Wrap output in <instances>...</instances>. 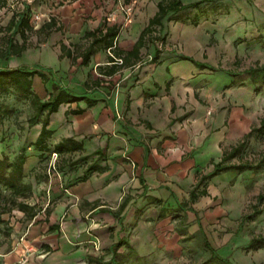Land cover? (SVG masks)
I'll list each match as a JSON object with an SVG mask.
<instances>
[{
    "label": "crops",
    "instance_id": "obj_1",
    "mask_svg": "<svg viewBox=\"0 0 264 264\" xmlns=\"http://www.w3.org/2000/svg\"><path fill=\"white\" fill-rule=\"evenodd\" d=\"M1 1L5 27L27 18L23 30H5V41H24L19 56L34 50L45 61V78L46 70L55 73L50 82L32 78L38 98L47 100L56 83L87 99L61 104L50 115L46 153L66 138L82 150L59 154L64 172L47 188L49 207L24 225L16 223L12 244L0 245V264H20L23 252L24 264H87L85 251L97 245L144 249L203 238L202 210L222 201L224 179L235 171L206 177L239 142L230 130L240 128L231 105L239 88L235 78L223 71L206 77L212 72L175 53L151 61L154 51L145 55L146 45L136 57L127 55L159 0ZM122 5L131 8L129 15ZM112 29L113 39L106 35ZM11 56H0V68L24 67ZM77 109L82 112H71ZM33 126L34 142L41 123ZM83 156L89 157L73 164ZM236 157L225 165L239 163ZM91 164L99 169L87 173Z\"/></svg>",
    "mask_w": 264,
    "mask_h": 264
},
{
    "label": "rangeland",
    "instance_id": "obj_2",
    "mask_svg": "<svg viewBox=\"0 0 264 264\" xmlns=\"http://www.w3.org/2000/svg\"><path fill=\"white\" fill-rule=\"evenodd\" d=\"M181 1L190 3L196 0ZM177 17L178 20L165 17L162 28L156 27L154 38L146 42L142 51L146 55L157 48L162 54L175 53L217 70L203 68L212 72L205 74L206 77H214V72L223 71L224 77L232 78L234 76L226 71L237 72L234 83L239 88L234 90L233 96L236 98L231 105L232 111L239 113L240 128L237 130L235 125H231L230 130L234 131L235 139L240 141L245 129L257 128L260 121H264V86L255 92L244 72L254 63L264 64V0L201 2L198 7L184 10ZM2 20L0 15V22ZM194 21L195 25L192 24ZM5 30V25L0 23V46L5 41ZM15 56L11 58L25 67H40L45 62L34 50ZM2 63L5 64V61ZM196 67L201 69L198 65ZM54 74V71L50 73L46 70V80L53 81ZM0 105L9 111V115L0 123V157L6 156L12 160L23 148L27 160L22 181L32 186L31 195L27 196L26 201L33 205L36 214L39 209L49 207L50 202L46 206L44 199L50 193L47 188L54 179L63 176L64 165L58 157L56 162L59 161V167L55 165V170L50 169L48 173L52 155L44 154L45 157L41 158L32 147L36 129L27 124L28 118L34 113L29 100L19 98L10 90L7 94H0ZM234 162L258 166L255 170L233 171L226 176L222 201L211 202L202 210L203 238L198 234L192 242H182V245H153V248L145 245L144 249L131 245L138 256L128 255L123 245L117 249L122 263L201 264L211 255L203 244L205 238L221 257L228 258L232 264H264V199H258V195H264V129L254 132L247 139ZM22 199L13 198L7 189L0 186V245L3 247L12 244L16 223L24 225L29 220L30 214L22 215L17 207ZM219 209L223 210L222 214H216ZM257 209H262V212L255 216L254 211ZM206 210L210 213L207 217L204 213ZM249 245H255L256 248ZM107 247L97 245V248H89L85 256L108 261L110 255L106 254Z\"/></svg>",
    "mask_w": 264,
    "mask_h": 264
},
{
    "label": "trees",
    "instance_id": "obj_3",
    "mask_svg": "<svg viewBox=\"0 0 264 264\" xmlns=\"http://www.w3.org/2000/svg\"><path fill=\"white\" fill-rule=\"evenodd\" d=\"M211 2L214 0H196L190 3H182L181 0H159L156 3V11L152 17L148 19L146 26L142 29L139 34L135 44L131 51L127 53V55L136 57L138 50L146 45L147 41H150L154 38V33L156 27L162 28V20L168 16L172 17L174 20H178L180 12L198 7L201 2ZM3 1L0 0V8L3 6ZM197 19V18H196ZM27 24L26 14L21 16V19L18 18L17 21L9 23L6 26V30H10L12 28L15 29H24ZM195 25V21L192 23ZM34 31V30H33ZM107 36L112 39L116 36V31L112 29V32H106ZM90 35V33H88ZM3 46L5 49L0 48V56L1 58L7 59L11 55H20L27 47L24 41L21 44L13 42L11 39L4 41ZM160 53L159 49L155 48L154 53L152 55L151 61H155L157 59L158 54ZM181 59L191 60L196 66H200L201 69L207 68L206 65L201 62L198 63L191 58L181 57ZM198 63V64H197ZM209 70L215 71L214 68H207ZM217 71V70H216ZM48 72H52V70H48ZM229 75L237 76V72L226 71ZM245 74L248 76L250 82L254 86V91L258 92L262 86H264V64L254 63L249 66L245 71ZM34 76H39L43 80L46 81L45 74L43 73V68L39 66L33 67H19V68H9L3 67L0 68V94H7L10 90L16 94L19 98L29 100L32 108L34 109V113L28 118L27 124L28 126H33L35 124L41 123L40 131L32 143V146L35 150H39L40 153L38 156L41 158L45 157L44 154H51L52 152L57 154V158L59 154L63 153H71L75 151L82 150V144L75 141L72 138H66L58 143H56L53 147V151L50 153H46L47 141L51 138L53 131L48 128L50 115L57 112L58 107L61 104L72 103L78 100L87 99V96L84 94H77L70 89L67 88H59L56 83H53V91L50 93L49 97L45 101H41L38 96L32 91V78ZM90 103V100L88 101ZM73 114H79L82 112L81 109L71 111ZM9 115V111L3 109L0 105V123L3 121L5 117ZM42 117V119H41ZM264 121H260V126L257 128H251L248 133H246L243 138L231 149V151L226 155H223L221 161L213 166V170L206 176L207 178L213 177L221 172H225L228 170H235L236 172L245 170V169H257L258 165H252L248 162H239L234 165H225L224 162L232 159L235 156H239L247 139L254 134V132H260L264 128ZM263 128V129H261ZM99 154L98 151L93 155ZM89 156H83L76 160L73 164H76L80 161H86ZM56 158V160H57ZM27 157L23 153V148L20 149V152L12 159L9 160L6 156L0 157V186L7 189L12 195L13 198L19 197L23 198L17 203V207L22 213L30 214L29 220L33 218L35 215L33 205H29L26 201L27 196L30 197V193L32 191V186L30 183H24L22 181L24 172H25V164ZM55 160V165H58V162ZM59 167V165H58ZM99 167L95 164H91L87 168V173L98 170ZM85 176V175H84ZM82 177L84 179L85 177ZM26 197V198H25ZM195 196L191 195V200H194ZM258 199H264V195H258ZM262 212V209H257L254 211V215H258ZM52 229V227H51ZM252 241H250V244ZM123 245H111L107 249V253L110 255L108 261H104L101 259H93L89 258V263L94 264H123L120 260V255L117 252V249ZM128 250V255L135 254V250L131 245H124ZM253 249L256 248L255 245H249ZM205 247L211 252L210 257L202 262L201 264H232L228 258L221 257L217 250L214 249L208 241H205Z\"/></svg>",
    "mask_w": 264,
    "mask_h": 264
},
{
    "label": "built area",
    "instance_id": "obj_4",
    "mask_svg": "<svg viewBox=\"0 0 264 264\" xmlns=\"http://www.w3.org/2000/svg\"><path fill=\"white\" fill-rule=\"evenodd\" d=\"M127 15H129L131 13V8H129L128 6H124L122 5V8H121ZM39 20V17L38 15H34L33 16V23L37 22ZM52 155V161L49 163V167H48V173L50 171V169L52 170H55V160L57 158V154L52 152L51 153ZM27 261V254L25 252L21 253L20 254V257H19V263L20 264H24L25 262Z\"/></svg>",
    "mask_w": 264,
    "mask_h": 264
}]
</instances>
